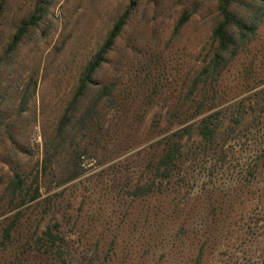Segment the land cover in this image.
<instances>
[{"label": "rangeland", "instance_id": "obj_1", "mask_svg": "<svg viewBox=\"0 0 264 264\" xmlns=\"http://www.w3.org/2000/svg\"><path fill=\"white\" fill-rule=\"evenodd\" d=\"M37 2L49 7L47 15L12 70L0 75V264H52L33 244L48 226L64 237L73 264L98 256L107 264H264V20L218 78L216 94L200 93L215 100L199 116L187 93L213 49L218 0H8L0 55ZM130 7L99 75L119 83V110L109 115L115 137L84 160L82 176L15 207L8 190L14 170L33 181L81 72ZM186 12L191 16L177 31ZM25 92L30 102L18 115ZM216 113V150L194 138L182 174L133 199L131 189L147 176V151ZM12 114L22 129L14 145L4 129Z\"/></svg>", "mask_w": 264, "mask_h": 264}, {"label": "trees", "instance_id": "obj_2", "mask_svg": "<svg viewBox=\"0 0 264 264\" xmlns=\"http://www.w3.org/2000/svg\"><path fill=\"white\" fill-rule=\"evenodd\" d=\"M8 0H0V22L4 19ZM49 7L44 2H37L31 14L22 19L16 31L1 52L0 75L10 72L15 65L20 47L26 37L36 28L38 23L47 15ZM132 8H128L113 25L106 40L81 72L75 91L61 115L54 133L45 142L44 154L40 169L30 181L28 175L14 170L8 190L12 194L15 207L26 205L39 199L41 190L47 192L73 181L85 173L84 160L98 156L112 142L113 124L112 110H119L120 95L117 81L101 82L99 75L107 63L110 53L127 24ZM191 13L186 12L181 17L177 31L189 20ZM218 22L212 31L213 49L207 56V61L201 67L189 86L187 99L197 102L198 115L207 112L211 107L206 104L214 102L211 95L208 101L200 99L203 92H215L218 78L246 47L255 39L264 20V0H218ZM210 83V84H209ZM209 84V85H208ZM208 85V86H206ZM0 110L5 100L1 93ZM29 86V85H28ZM204 88V90H203ZM28 90V88H27ZM26 90V91H27ZM31 94L25 92L16 110L22 115L30 102ZM3 125V122L0 123ZM5 133L12 145L16 144L21 128L17 120L4 127ZM12 129V132H11ZM220 130L219 113L202 117L192 126L176 130L158 141L154 153L148 154L147 176L145 182L137 184L131 189L133 199L150 196L154 189L162 187L164 183H173L184 171L187 164L188 143L196 138L199 146L211 151L217 148ZM115 137V136H114ZM160 185L159 187H157ZM14 223H12V230ZM54 227L48 226L34 241V248L46 255L52 256V264H73L67 258L64 237L54 232ZM204 254V250L200 256ZM99 259V256L97 257ZM82 264H107L97 259ZM201 258V257H200Z\"/></svg>", "mask_w": 264, "mask_h": 264}]
</instances>
